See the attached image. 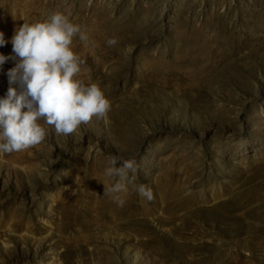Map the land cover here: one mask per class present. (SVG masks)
Masks as SVG:
<instances>
[{
	"label": "rangeland",
	"instance_id": "374dc122",
	"mask_svg": "<svg viewBox=\"0 0 264 264\" xmlns=\"http://www.w3.org/2000/svg\"><path fill=\"white\" fill-rule=\"evenodd\" d=\"M57 11L112 107L0 155V264H264V0H0V54ZM110 154L152 201L103 194Z\"/></svg>",
	"mask_w": 264,
	"mask_h": 264
},
{
	"label": "clouds",
	"instance_id": "9594fccd",
	"mask_svg": "<svg viewBox=\"0 0 264 264\" xmlns=\"http://www.w3.org/2000/svg\"><path fill=\"white\" fill-rule=\"evenodd\" d=\"M76 37L88 41L80 26L59 11L43 22H24L14 30L10 41L14 55L0 54V67L10 59L15 61L6 73L7 92L0 97V155L25 152L43 144L48 128L67 140L93 119L107 120L112 106L99 85L76 78L84 63L73 50ZM118 42L116 37L106 40L109 47ZM6 43L9 41L0 32V47ZM132 51L131 46L126 49L128 54ZM253 86L259 87L255 82ZM138 167L135 159L108 155L104 169L108 184L103 194L111 195L121 207L129 191L152 201V189L137 183Z\"/></svg>",
	"mask_w": 264,
	"mask_h": 264
}]
</instances>
